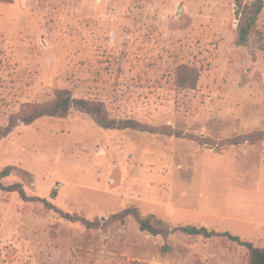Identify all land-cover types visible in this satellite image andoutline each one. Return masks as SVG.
Instances as JSON below:
<instances>
[{"label":"rangeland","instance_id":"obj_1","mask_svg":"<svg viewBox=\"0 0 264 264\" xmlns=\"http://www.w3.org/2000/svg\"><path fill=\"white\" fill-rule=\"evenodd\" d=\"M261 1L240 46L237 0H0V126L67 91L151 131L104 130L76 109L20 121L0 183L30 200L0 190V264H249L226 238L111 220L136 210L157 228L264 248ZM182 67L197 70L195 90L178 86ZM57 211L108 224L89 229Z\"/></svg>","mask_w":264,"mask_h":264},{"label":"trees","instance_id":"obj_2","mask_svg":"<svg viewBox=\"0 0 264 264\" xmlns=\"http://www.w3.org/2000/svg\"><path fill=\"white\" fill-rule=\"evenodd\" d=\"M243 0H237L239 8L242 10V24L239 27L238 34V45L246 46L250 36L252 35L255 26L257 24L259 15L263 9V3L261 0L256 1L251 6H244ZM199 82V74L197 70L189 67H182L178 71L177 84L182 89L195 90ZM70 95L67 91H57L55 93V99L51 103H44L40 105L28 104L25 113L29 116L20 115L17 119L12 120L7 127L0 126V140L7 138L11 135L14 130L19 126L20 121L25 125L30 126L36 121L49 117V118H65L68 117L73 109L78 112L89 116L100 128L104 130L112 131H125V130H137L140 132L149 131L146 127L135 121L130 120H117L110 119L108 116L107 108L104 103L94 102L88 99H78L76 101L72 98L67 97ZM155 132V131H152ZM264 140V136H263ZM250 142H256V139H249ZM14 168L7 167L0 173V180L7 178L11 175ZM0 190H4L10 193H19L21 199L24 201L30 200L21 185L16 184L10 187H5L0 183ZM46 202V201H44ZM49 207L54 209L55 207L50 203H46ZM65 219L70 221H82L89 229H99L107 227L108 223L101 224L100 222H89L80 217H75L68 213H63L62 211H57ZM134 216L137 220L140 230L142 232L150 233L154 236L167 237L171 233L180 231L189 236H200L206 239L212 238H226L229 241L238 244L239 246L246 248L249 252V264H264V248L255 247L252 243L242 240L239 236H234L229 232L219 233L216 231H209L206 228L197 227H182L177 228L172 231L166 230L164 228H157L151 223L150 220L142 219L136 210H127L119 215L112 218V222H122L125 223V219L128 216Z\"/></svg>","mask_w":264,"mask_h":264},{"label":"crops","instance_id":"obj_3","mask_svg":"<svg viewBox=\"0 0 264 264\" xmlns=\"http://www.w3.org/2000/svg\"><path fill=\"white\" fill-rule=\"evenodd\" d=\"M19 130V129H18ZM15 132H17V130L15 131ZM15 132H13V133H15ZM7 140H9V139H5V140H2V141H0V147H1V149H0V154H2L3 153V151H2V147H3V145H4V142L5 141H7ZM11 164V163H10ZM12 164H17V162H14V163H12ZM9 165V164H8Z\"/></svg>","mask_w":264,"mask_h":264}]
</instances>
